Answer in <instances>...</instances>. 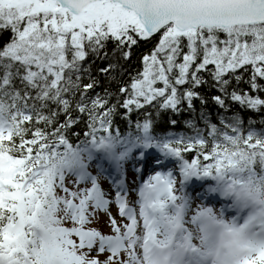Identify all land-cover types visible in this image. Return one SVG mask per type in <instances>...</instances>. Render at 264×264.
Instances as JSON below:
<instances>
[{"label": "snow or ice", "instance_id": "obj_1", "mask_svg": "<svg viewBox=\"0 0 264 264\" xmlns=\"http://www.w3.org/2000/svg\"><path fill=\"white\" fill-rule=\"evenodd\" d=\"M258 173L264 0H0V264H264Z\"/></svg>", "mask_w": 264, "mask_h": 264}, {"label": "trees", "instance_id": "obj_2", "mask_svg": "<svg viewBox=\"0 0 264 264\" xmlns=\"http://www.w3.org/2000/svg\"><path fill=\"white\" fill-rule=\"evenodd\" d=\"M139 55V53H137V56ZM134 60L136 59L135 57L133 58ZM99 63V62H98ZM138 66V62L137 63H134L133 64V67H137ZM213 93H208V95H212ZM195 104H196V109H197V112L200 110V101L197 100L195 101ZM238 107V106H237ZM206 110L209 111L212 115V119L213 120H216L217 119V112L219 111H222V109H218L217 106L211 101L209 100L207 105H206ZM148 111L152 112L153 114V118L155 120V130L157 133H163V132H166V131H184V132H188L189 129H187L184 124H183V121L190 118L191 117V113H188V112H184V113H181L179 116H175L173 118H176L177 120L180 121V123H178L175 128H172L169 124H168V120L169 118L172 116L171 113L169 112H161L159 116H157L155 114V110L153 109H149ZM245 119H247V117L249 115H252L251 113L245 111L243 113ZM133 119H136V116L135 114L133 115ZM116 122H117V125L121 128L122 131H126V126L124 124V122L119 118L117 117L116 118ZM259 127V125H257ZM83 127V125H81V128ZM78 131V130H76ZM75 142V141H74Z\"/></svg>", "mask_w": 264, "mask_h": 264}, {"label": "rangeland", "instance_id": "obj_3", "mask_svg": "<svg viewBox=\"0 0 264 264\" xmlns=\"http://www.w3.org/2000/svg\"><path fill=\"white\" fill-rule=\"evenodd\" d=\"M131 175H132V173L130 172V176H131ZM102 185H103V184H102ZM112 211H113V212L116 211L115 207H113ZM104 219H106V217H104V218L101 219V221H100V223H99L98 226L101 227V228H103V230L107 232L108 229H107L106 227H104Z\"/></svg>", "mask_w": 264, "mask_h": 264}, {"label": "clouds", "instance_id": "obj_4", "mask_svg": "<svg viewBox=\"0 0 264 264\" xmlns=\"http://www.w3.org/2000/svg\"><path fill=\"white\" fill-rule=\"evenodd\" d=\"M258 174H262V175H264V173H258ZM246 211V210H245ZM234 214V213H233Z\"/></svg>", "mask_w": 264, "mask_h": 264}]
</instances>
